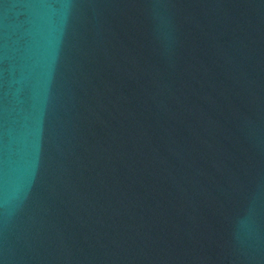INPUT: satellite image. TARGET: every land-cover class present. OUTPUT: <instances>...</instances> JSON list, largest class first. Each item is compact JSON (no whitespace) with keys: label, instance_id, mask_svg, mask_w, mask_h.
Instances as JSON below:
<instances>
[{"label":"water","instance_id":"95a60500","mask_svg":"<svg viewBox=\"0 0 264 264\" xmlns=\"http://www.w3.org/2000/svg\"><path fill=\"white\" fill-rule=\"evenodd\" d=\"M0 264H264V0H0Z\"/></svg>","mask_w":264,"mask_h":264}]
</instances>
